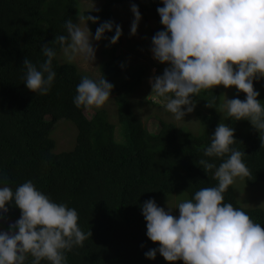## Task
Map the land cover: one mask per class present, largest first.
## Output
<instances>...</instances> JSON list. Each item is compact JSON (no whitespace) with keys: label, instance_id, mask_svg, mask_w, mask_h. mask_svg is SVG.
<instances>
[{"label":"trees","instance_id":"1","mask_svg":"<svg viewBox=\"0 0 264 264\" xmlns=\"http://www.w3.org/2000/svg\"><path fill=\"white\" fill-rule=\"evenodd\" d=\"M101 1L98 12H81L78 0H0V180L7 177L6 183L13 190L31 180L51 200L77 210L79 226L92 235L84 247L67 253L68 264H170L159 253L155 260L145 257L147 251L159 245L146 236L141 205L155 199L156 203L159 200L175 206L200 188L216 185L213 173H206L199 161L208 159L217 166L221 163L220 159L205 157L204 150L218 124L226 118L222 107L226 99L216 88L193 97L199 108L193 116L201 127L200 135L184 132L154 113L160 127L158 132H150L132 101L147 69L141 63L132 65L127 53L115 55L116 47L127 43L123 35L113 47L104 49L107 61L99 71V77L104 76L114 85L116 124L109 121L104 109L96 110L88 119L85 109L75 107L76 86L85 74L73 64L54 60L57 76L46 96L28 90L22 68L25 58L42 62L41 47L64 33L66 20L90 11L88 14L99 16L102 23L111 20L116 6L129 2ZM133 4L138 6L148 32L155 35L163 30L157 12L158 7H163L160 0H136ZM153 22L159 24L155 30L149 27ZM89 24L94 35L99 24ZM105 35L111 37L114 31ZM254 88L260 93L257 99L264 104V79L254 81ZM232 96L245 98L237 90ZM153 103L157 102L144 96L136 104L146 107ZM59 121L74 125L76 136L71 150L58 153L51 134ZM226 121L235 129L237 141L233 147L245 152L244 162L251 176L244 179V184L230 186L224 193L225 202L264 226V211L250 206L247 191L255 187L264 202V147L259 133L247 120ZM59 129L55 132L57 140ZM116 134L122 142L116 140ZM8 207L0 229L6 230L8 222L14 223L20 217L18 208Z\"/></svg>","mask_w":264,"mask_h":264},{"label":"clouds","instance_id":"2","mask_svg":"<svg viewBox=\"0 0 264 264\" xmlns=\"http://www.w3.org/2000/svg\"><path fill=\"white\" fill-rule=\"evenodd\" d=\"M160 2L163 7L157 12L163 30L152 37L151 52L158 63L167 66L162 74L150 78L151 95L161 99L175 121H184L195 110L193 97L221 85L235 87L245 98H227L222 106L226 118L249 121L264 147V104L254 88V81L264 79V0ZM130 10L134 16L130 35L135 36L142 16L136 4ZM90 11L79 14L78 23L71 18L65 21L64 33L41 47L42 62L25 58L24 84L32 93L46 96L51 91L58 52L68 64L94 65L98 42L118 43L122 27L111 20L101 23ZM89 22L99 24L94 35ZM113 31L111 37L105 35ZM113 88L104 76L84 75L73 103L78 109H101L112 97ZM234 133V128L220 122L204 156L221 163L199 161L206 173H213L215 186L200 188L175 208L168 203L167 211L155 199L141 205L146 236L159 245L145 253L147 259L155 260L159 253L170 264H264V226L224 199L237 179L251 176L245 152L233 147L237 141ZM6 181L7 177L0 180V220L5 219L8 206L18 208L20 217L8 222L6 230L0 229V264H68L67 253L84 247L92 235L79 226L77 210L51 200L31 180L15 190ZM175 209L178 216L172 214Z\"/></svg>","mask_w":264,"mask_h":264},{"label":"rangeland","instance_id":"3","mask_svg":"<svg viewBox=\"0 0 264 264\" xmlns=\"http://www.w3.org/2000/svg\"><path fill=\"white\" fill-rule=\"evenodd\" d=\"M78 1L81 12L92 9L93 7L98 8L99 6L102 5L101 0H78ZM134 1L136 0H129V2L125 3L123 6H116L112 14L111 21H114L116 24H119L122 27L123 37L125 40H127V43L125 45L122 44L120 45V47L118 48L116 47L115 55L127 53L126 54L127 58H129L128 60L132 65H138L141 63L140 66L143 65L144 68L147 69L145 80L142 82L140 89L137 90V92L133 95L132 98V101L135 106L134 107L135 112L138 115V117L143 121V123L146 125V127L150 132H158L160 127L158 124V120L152 116V113H154L157 114L164 121L174 123L180 130L184 132H189L194 135H200L201 127L199 125L198 119L196 118V115L195 118L193 116L196 113V111L199 109L197 108V106L195 107L194 114L191 113L186 115L184 121H175L170 113H167L166 115L163 113V108L161 107V105L163 106V104L161 102V99L151 95V85L149 83L150 78L160 73H163V70L167 65L160 64L153 58L151 52V46H152L151 40L154 35L147 31L144 22L142 20L140 21L137 34L135 36L130 35L131 22L134 19L133 13L130 10V6L133 4ZM73 22L74 23L79 22L78 14L75 16ZM158 26L159 24L156 22L149 24L151 30H155L156 28H158ZM88 27L89 28L91 27L89 23H88ZM104 45L107 46L105 47ZM113 46L114 45L111 46L110 43L105 44L104 41H100L98 42L97 52H96L97 58L94 65H85L80 61L74 62L72 64L75 65L82 74L91 76L93 78H98L102 64L107 61V57L103 54V51L104 49L107 50L108 48H111ZM146 46H149L150 48L148 51L146 50V48H144ZM137 48L142 49V52L139 53ZM57 61L59 64H68L64 61L61 54L57 56ZM215 88L222 91L223 98H225L226 100L227 98L230 99L233 92L237 90L235 89V87L225 89L222 85L217 86ZM144 96L148 100L157 103H153V106L152 105L148 106L145 104L146 107L143 106L138 107L136 103L142 101ZM231 98H233V96ZM158 103L161 104L160 107H157ZM101 109H104L107 112L109 121L113 124L114 123L116 124V106L113 100V96ZM96 110H100V109L85 110L84 114L88 119H91ZM221 122L227 124L226 118L224 117V119H222ZM59 127L61 129H59L58 140H57L55 138V132ZM51 135H52V139L56 143L55 152L59 153L63 151H69L73 148L72 145L74 146L73 140H75L76 129L74 125H72L71 123L65 121H59L55 124ZM116 135H117L116 140L118 142L119 141L122 142L121 140H119L120 138L118 134ZM72 142L73 144L71 145ZM235 183L239 185L244 184V179L243 180L237 179ZM247 191H248V202L250 206L264 211V202L262 201V198L258 196L259 193L256 191V188L248 187ZM241 199L245 200L246 198L241 197ZM168 203L169 206L175 208V206L170 202H163V201L159 202V200L157 202V205L160 207H164L165 210L167 211ZM172 214L178 216L179 210L178 209L173 210Z\"/></svg>","mask_w":264,"mask_h":264}]
</instances>
